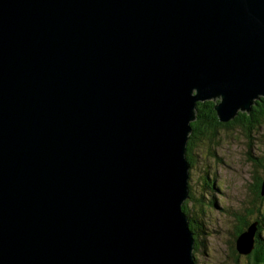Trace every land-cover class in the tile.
Listing matches in <instances>:
<instances>
[{"label": "water", "instance_id": "95a60500", "mask_svg": "<svg viewBox=\"0 0 264 264\" xmlns=\"http://www.w3.org/2000/svg\"><path fill=\"white\" fill-rule=\"evenodd\" d=\"M259 97L264 0H0V264H195L196 104Z\"/></svg>", "mask_w": 264, "mask_h": 264}, {"label": "rangeland", "instance_id": "374dc122", "mask_svg": "<svg viewBox=\"0 0 264 264\" xmlns=\"http://www.w3.org/2000/svg\"><path fill=\"white\" fill-rule=\"evenodd\" d=\"M262 99L264 97L254 99L252 106ZM260 133L262 135L252 147L253 141L245 138L239 129L222 130L214 142L200 141L190 151V199H186L184 203L187 204L186 211L198 230L199 244L193 250L195 264H246L245 255L238 254L235 263L230 252L231 245L238 236L234 239L237 226L235 215L250 208L252 201V195L248 191L255 168L252 157L264 155V128ZM203 186H206L205 190ZM191 198L195 199L196 204ZM198 203H201L202 210L198 208ZM259 205L262 208L255 216L260 219V215H264V201ZM261 237L264 240V223Z\"/></svg>", "mask_w": 264, "mask_h": 264}, {"label": "trees", "instance_id": "16d2710c", "mask_svg": "<svg viewBox=\"0 0 264 264\" xmlns=\"http://www.w3.org/2000/svg\"><path fill=\"white\" fill-rule=\"evenodd\" d=\"M191 127L192 132L190 133L186 144V158L190 167L192 166V159L190 153L192 147H196L197 143L200 141H205L209 143L214 142L218 137L219 131L222 130L234 128L239 129L243 132L245 138L251 139V141H253V147L256 141L258 140V137L262 135L260 133V130L264 128V99H262V101L260 102H256L254 106H251L248 114L239 112L232 121H229L227 123H220L218 121L216 114L213 110L212 101L199 102L196 104L195 107V120L191 123ZM252 164L255 168L252 171L250 182L248 185V191L252 195V201L250 203V208H245L242 214L235 215V221L237 223V226L235 227L236 234L234 235V239L238 234L243 232L248 225L257 221L258 225L254 241V249L249 254L245 255V258L247 259L246 264H264V240L261 237V232L263 231L264 215H260V219L255 216L260 212L262 208V206H260L259 204L264 201V195L261 196L260 194L261 183L264 178V155L257 157L253 156ZM204 183L206 184L207 182L204 181ZM205 187L203 186L204 190ZM191 200L196 204L195 199L191 198ZM191 200L188 203H190ZM184 202L182 204V210L187 215L189 220V228L193 232L195 241V251L199 244L197 235L198 230H196V226L194 225L192 217L188 215L186 211L187 204H185ZM257 202L259 204H257ZM201 207V203H198V208L202 210ZM252 216L255 217L252 219ZM231 247L233 252L231 251L230 253L234 256V260L236 263V259L240 254L238 255V253L235 251L234 241Z\"/></svg>", "mask_w": 264, "mask_h": 264}, {"label": "bare ground", "instance_id": "6f19581e", "mask_svg": "<svg viewBox=\"0 0 264 264\" xmlns=\"http://www.w3.org/2000/svg\"><path fill=\"white\" fill-rule=\"evenodd\" d=\"M208 101H212L213 102V107H214V105L216 104V103H218V100L217 99H211V100H208ZM207 102V101H206ZM213 110H214V108H213ZM215 112V111H214ZM235 118V116L233 117V118H231L230 119V121H232L233 119ZM227 123V122H226ZM187 216V215H186ZM242 233V232H241ZM240 233V234H241ZM239 235V234H238ZM235 250H236V252L239 254V252H238V248H237V245H236V243H235ZM241 255V254H240Z\"/></svg>", "mask_w": 264, "mask_h": 264}]
</instances>
